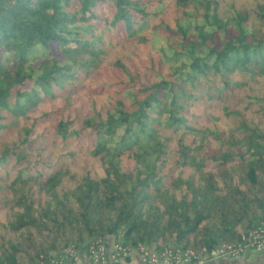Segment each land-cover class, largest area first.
<instances>
[{"label":"trees","instance_id":"1","mask_svg":"<svg viewBox=\"0 0 264 264\" xmlns=\"http://www.w3.org/2000/svg\"><path fill=\"white\" fill-rule=\"evenodd\" d=\"M261 222L264 0H0V264Z\"/></svg>","mask_w":264,"mask_h":264},{"label":"built area","instance_id":"2","mask_svg":"<svg viewBox=\"0 0 264 264\" xmlns=\"http://www.w3.org/2000/svg\"><path fill=\"white\" fill-rule=\"evenodd\" d=\"M243 241V245L236 248L219 246L209 253L195 254L180 247L168 248L163 252L148 246L135 250L118 242L110 244L101 240L98 245L87 249V256L93 264H125L134 252L139 254L142 264H205L215 258L237 257L246 248L264 249V222L248 233ZM78 253V247H70L61 256L50 257L39 264H79Z\"/></svg>","mask_w":264,"mask_h":264},{"label":"crops","instance_id":"3","mask_svg":"<svg viewBox=\"0 0 264 264\" xmlns=\"http://www.w3.org/2000/svg\"><path fill=\"white\" fill-rule=\"evenodd\" d=\"M113 242H115V239L110 237L109 243L112 244ZM78 250L79 264H93L87 256V249L85 247L78 248ZM125 264H142L139 254L134 252ZM205 264H264V249L246 248L237 257L215 258Z\"/></svg>","mask_w":264,"mask_h":264}]
</instances>
